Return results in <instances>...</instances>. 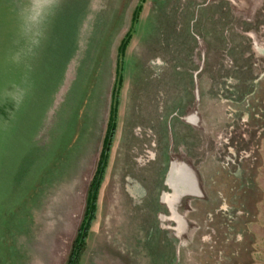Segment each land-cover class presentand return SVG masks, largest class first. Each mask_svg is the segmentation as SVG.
<instances>
[{"label":"rangeland","instance_id":"obj_1","mask_svg":"<svg viewBox=\"0 0 264 264\" xmlns=\"http://www.w3.org/2000/svg\"><path fill=\"white\" fill-rule=\"evenodd\" d=\"M12 4L0 264L68 263L113 127L78 264H264V0H62L19 107ZM175 160L201 192L182 222L163 201Z\"/></svg>","mask_w":264,"mask_h":264},{"label":"clouds","instance_id":"obj_2","mask_svg":"<svg viewBox=\"0 0 264 264\" xmlns=\"http://www.w3.org/2000/svg\"><path fill=\"white\" fill-rule=\"evenodd\" d=\"M61 7L62 0H13L16 27L11 62L21 67L24 75L14 89H5L3 96L17 107L24 103L31 90L29 74Z\"/></svg>","mask_w":264,"mask_h":264},{"label":"flooded vegetation","instance_id":"obj_3","mask_svg":"<svg viewBox=\"0 0 264 264\" xmlns=\"http://www.w3.org/2000/svg\"><path fill=\"white\" fill-rule=\"evenodd\" d=\"M167 179L170 192H164L163 201L168 204L173 216L182 222L183 218L177 212L178 202L185 193L195 194L198 192L197 178L189 165L182 162L174 161ZM191 176V183L188 177ZM195 196V195H194ZM175 211H173L172 209Z\"/></svg>","mask_w":264,"mask_h":264},{"label":"trees","instance_id":"obj_4","mask_svg":"<svg viewBox=\"0 0 264 264\" xmlns=\"http://www.w3.org/2000/svg\"><path fill=\"white\" fill-rule=\"evenodd\" d=\"M130 38H132V33H128V37L126 38L127 40H125V44L123 48H126L128 45V41L130 40ZM114 128L113 127L109 132H108V136L106 139V145L105 148L102 151L101 154V159H100V166L97 170V173L94 177L93 180V184H92V189L90 192V196H89V200H92V203H88V207H87V213L84 219V223L83 226L80 230V235L77 238V240L75 241V244L73 246L69 261L67 264H78L79 259H80V255L82 253L83 250V246H84V241H85V237L87 236L90 224H91V218H90V214L93 215L94 211H95V202L97 199V193H98V189L100 186V182L104 173V169L107 163V159H108V152L110 149V145L112 142V136L114 133ZM92 196V197H91ZM92 211V212H91Z\"/></svg>","mask_w":264,"mask_h":264},{"label":"bare ground","instance_id":"obj_5","mask_svg":"<svg viewBox=\"0 0 264 264\" xmlns=\"http://www.w3.org/2000/svg\"><path fill=\"white\" fill-rule=\"evenodd\" d=\"M171 171V170H170ZM194 172V171H193ZM170 173V172H169ZM168 177H169V174H168ZM168 179V178H167ZM197 185H198V181H197ZM200 186L198 185V192L197 193H193V194H189V193H185L184 195H195V196H198L200 194ZM172 209V208H171ZM173 210V209H172ZM174 211V210H173ZM175 212V211H174ZM183 220V219H182Z\"/></svg>","mask_w":264,"mask_h":264},{"label":"crops","instance_id":"obj_6","mask_svg":"<svg viewBox=\"0 0 264 264\" xmlns=\"http://www.w3.org/2000/svg\"><path fill=\"white\" fill-rule=\"evenodd\" d=\"M184 164L187 165L186 163H184ZM188 180H190V183L192 182V181H191V176L188 177Z\"/></svg>","mask_w":264,"mask_h":264}]
</instances>
